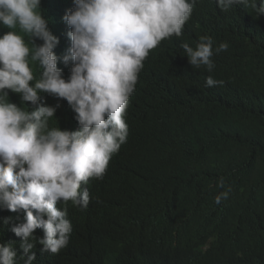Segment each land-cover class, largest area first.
<instances>
[{
  "label": "trees",
  "instance_id": "1",
  "mask_svg": "<svg viewBox=\"0 0 264 264\" xmlns=\"http://www.w3.org/2000/svg\"><path fill=\"white\" fill-rule=\"evenodd\" d=\"M73 6L42 0L38 10L54 18L49 29L60 41L54 51L65 79L72 65L62 63L71 47L63 16ZM7 31L33 47L18 26L0 25V36ZM203 36L213 49L228 44L212 57V72L183 57L182 46L195 47ZM167 42L138 75L125 113V151L113 154L102 178L84 184L94 204L54 264H264V16L197 0L182 34ZM209 76L223 84L206 86ZM57 104L49 128L76 131L67 101L54 97ZM229 187L240 212L214 203ZM20 215L0 206V242H15L11 225ZM166 237L177 245L166 247Z\"/></svg>",
  "mask_w": 264,
  "mask_h": 264
},
{
  "label": "clouds",
  "instance_id": "2",
  "mask_svg": "<svg viewBox=\"0 0 264 264\" xmlns=\"http://www.w3.org/2000/svg\"><path fill=\"white\" fill-rule=\"evenodd\" d=\"M41 2L0 0V25L18 26L33 45L30 49L16 31L0 36V206L21 211L11 225L15 242H0V264H48L53 256L45 263L41 257L67 247L75 235L72 225L94 204L84 184L102 178L126 142L125 113L140 71L166 48L162 44L182 34L197 0H73L63 16L71 41L62 58L65 66L72 65L67 79L54 51L60 41L49 29L54 18L38 11ZM216 3L225 11L248 6L264 16V3L257 0ZM213 43L203 36L195 47L184 44L185 64L212 72L214 54L228 49L227 43L213 49ZM222 84L212 76L206 80L208 87ZM54 97L66 100L76 114L69 117L71 124L77 120L76 131L49 128L60 107L53 106ZM217 186L225 187L223 177ZM231 195L229 187L214 203H230L227 209L240 212ZM72 212L78 217L70 222ZM166 239L170 242L161 239L166 247L177 245V239Z\"/></svg>",
  "mask_w": 264,
  "mask_h": 264
},
{
  "label": "bare ground",
  "instance_id": "3",
  "mask_svg": "<svg viewBox=\"0 0 264 264\" xmlns=\"http://www.w3.org/2000/svg\"><path fill=\"white\" fill-rule=\"evenodd\" d=\"M163 45H164V44H162L161 46H163ZM43 97H44V98H42L41 101H42V103H45V104L47 105V103H46V97H47V96H43ZM15 99H19V98H15ZM48 106H50V105H48ZM69 109H70V112L72 113V116L70 115V117H74L76 114L72 111L71 108H69ZM124 144H127V143L125 142ZM121 149H122V151H125L124 147H121ZM123 155H124V154H122L121 156H123ZM117 157H119V156L114 157V160H116ZM116 161H117V160H116ZM88 188H89V187H88ZM88 188H87V189H88ZM229 204H230V203H229ZM229 204H228V207L230 206ZM230 207H231V206H230ZM63 209L69 210L70 207H69L68 205H65V207H64ZM71 214H73V215L69 217V215H71ZM74 214H75V213L72 212V213H70V214L68 215V218H67V219H69L70 222L73 221L74 219H76V218L78 217V215H74ZM81 222L83 223V221H78L76 224L72 225V229H76V227L79 226V225H78L79 223L82 224ZM17 224H19V223H17ZM15 225H16V224H15ZM80 227H81V226H79L78 229H79ZM71 234H72V233H71ZM73 238H74V236L70 237L69 244L67 245V247H65V248H63V249H61V250L59 251V252H61L59 255H54V254H52V253H47V254H46L47 256L41 257L40 262H41V263H45V262H47L48 257L53 256V257L50 258V261H53V260H54V261H53V264H54V262L56 261V258L61 257V255L64 254V253L68 250L69 245H70L71 241L73 240ZM167 242H170V241H167ZM165 245H168V243L165 244ZM16 249H17V252H19V248L16 247ZM237 249H240V248H235L234 250H237ZM167 250H168V249H167ZM22 255H23V253H22ZM17 260H18V259H17Z\"/></svg>",
  "mask_w": 264,
  "mask_h": 264
},
{
  "label": "water",
  "instance_id": "4",
  "mask_svg": "<svg viewBox=\"0 0 264 264\" xmlns=\"http://www.w3.org/2000/svg\"><path fill=\"white\" fill-rule=\"evenodd\" d=\"M54 106V105H53ZM224 209H227V208H224Z\"/></svg>",
  "mask_w": 264,
  "mask_h": 264
}]
</instances>
